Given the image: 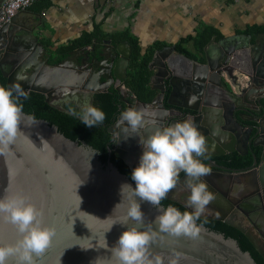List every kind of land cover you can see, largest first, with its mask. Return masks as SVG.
I'll return each mask as SVG.
<instances>
[{"label":"water","instance_id":"obj_1","mask_svg":"<svg viewBox=\"0 0 264 264\" xmlns=\"http://www.w3.org/2000/svg\"><path fill=\"white\" fill-rule=\"evenodd\" d=\"M7 2L0 0V70L6 78V86L19 84L25 93L19 98H25L31 91L40 92L50 105L70 112L58 104L61 97L79 102L92 98L95 91H106L114 79L122 80L119 67L124 58L121 56L115 61L120 54H125L120 46L116 47L111 60L107 59L104 48L97 50L93 46L70 52L75 54L73 62L64 60L50 64L45 57L46 48L35 35L37 24L30 22L31 19L22 16L19 11L8 17ZM124 44L128 42L124 41ZM128 45L130 56L132 47ZM203 53L205 61H199L176 52L175 45L156 49L149 63L153 72L150 83L171 76V96L179 90L176 83L179 81L181 89L194 90L191 94L195 103L202 104V110L216 108L217 133L223 140L240 143L248 136L249 141L254 140V144L261 148L260 156L257 151L253 152L252 164L245 169L219 167L221 172L227 170L243 177L234 182L238 191L243 185L253 187L250 202L255 204L264 199V32L236 34L219 40L214 35ZM127 66L128 60L125 61L124 72ZM83 67L91 70L86 82L77 79V69ZM101 77L105 80L100 85ZM120 89L117 87L119 92ZM126 89L136 100L134 92ZM162 96L163 90L150 103L160 104ZM246 102L261 108V118L254 119L255 123L248 126L242 123L241 116V121L234 117L229 105L240 106ZM138 103L142 107L149 106L141 101ZM30 116L33 115L22 111L21 131L10 147L0 154V195L13 190L30 194L33 201L44 209V223L55 227L50 246L36 256V264H92L97 256L105 264H119L109 248L99 245L103 244L105 236L108 244L113 245L127 227L116 223L107 231L112 218H121L127 212L130 197L125 194L121 200V184L130 182L134 185V182L113 162L109 161L104 167L98 151L90 144L66 136L58 126L45 119L34 116L33 122ZM155 121V124H163L162 121ZM156 127L159 126L153 128ZM109 131L113 144L117 146L116 154L129 163L126 156L129 153L123 151L125 145L122 144L126 132L117 133L111 128ZM151 132L152 126L148 125L135 133L127 131L132 135L131 140ZM128 192L130 190L126 189ZM141 206L143 222L130 223L146 228L158 214V208L148 201H142ZM226 222L244 233L264 258L260 237L243 225L229 220ZM152 226L158 228L154 223ZM19 236L14 225L0 219V242H14ZM90 244L97 246L85 248ZM151 249L164 253L166 264L167 258L177 252L180 253L179 264H258L250 251L241 248L237 239L211 231L203 225L195 237L160 232ZM9 264H16V257H10Z\"/></svg>","mask_w":264,"mask_h":264},{"label":"clouds","instance_id":"obj_2","mask_svg":"<svg viewBox=\"0 0 264 264\" xmlns=\"http://www.w3.org/2000/svg\"><path fill=\"white\" fill-rule=\"evenodd\" d=\"M22 95L25 93L19 84H0V154L10 147L21 131L19 125L22 122L23 104L18 101ZM70 113L79 115L81 121L89 127L102 123L106 116L101 107L87 99L80 112L70 109ZM146 115L155 116V113L134 106L123 110L121 121L127 125L125 131L135 133L142 127L156 123L155 120L146 119ZM30 119L35 122L34 115ZM129 136L132 135H124V138ZM138 143L142 145L143 151L130 173L134 185L123 182L120 187L121 200L125 194L130 197L127 212L121 218H112L107 231L116 223L127 227H124L113 245L108 244L105 236L99 247L109 248L112 255L118 258L119 264H166L165 254L151 249V244L160 232L176 236H197L202 230V225L197 221L216 198L208 182L201 179L212 171L210 163L204 162L208 152L206 137L195 122L188 118L156 127L150 134L140 136ZM181 171L187 174V185L190 188L188 203L192 210L181 211L171 203L161 205L162 199L177 184ZM126 189L130 192L126 193ZM142 201H148L158 208V214L146 228L130 223L143 222ZM43 216L44 209L22 190L6 191L0 195V219L14 225L20 234L14 242H0V264H9L10 257H16V264H36V256L50 246L56 232L54 226L44 223ZM153 223L158 228H154ZM96 246L90 244L85 248ZM179 257L178 252L169 256L167 264H179ZM92 264H105V261L97 256Z\"/></svg>","mask_w":264,"mask_h":264},{"label":"flooded vegetation","instance_id":"obj_3","mask_svg":"<svg viewBox=\"0 0 264 264\" xmlns=\"http://www.w3.org/2000/svg\"><path fill=\"white\" fill-rule=\"evenodd\" d=\"M221 38H218L216 36L217 40ZM93 46H95L97 50L104 48L108 55V60H111L112 56L115 53V49L118 46H120V49L125 52L124 55L120 54L115 60L117 61L121 56L124 58L119 67L120 76L123 78L120 81L117 78L114 79L111 85L107 88V90L110 88H114L117 91L120 110L114 122H112L107 128L110 135V142L107 145L105 153H103L102 155L103 160L100 157L104 167H107L109 161H111L122 173L126 174L131 179V170L139 162V156L143 151L142 145L138 143L139 139L137 137H133V139L131 140L130 136L127 139L124 138V141L122 142V144L125 145L123 151H126L125 153H129V155L126 154L129 161V163H127L122 157H119L116 154L115 149L117 148V146L113 144L111 140L112 133L109 131V129L111 128L116 129L117 133L123 134L126 132V135H130L124 129L125 127H127L126 123H123L121 121V113L123 112V110L129 107L130 103L134 107L146 108L148 109L149 113H155V116L146 115V119L163 122V124L161 125L149 124L148 126H152V131L155 130L153 127H155L156 125L162 127L165 126L168 122L173 123L175 121H182L184 119L191 118L206 137L208 152L206 153L207 159H204V162L210 163L212 169V173L205 177H201V179L206 180L205 178H208L206 181L208 182L210 189L216 194V198L211 201L210 204L205 208V211L201 214L197 223L205 226L211 231L223 234L226 237H232L235 239L240 238L241 240L246 237V235L242 233L238 228L226 222V220H229L234 224L243 225L247 229L253 231L258 237L261 238L264 246V199H260V201H258L257 203L252 204L250 202V197L251 195H253L251 193L253 187L251 185H249L250 187L248 185H243L241 186L242 189L238 191V189H236L235 187L236 183L234 182L236 180L242 179L243 177L240 175L237 176L234 172L229 173V171L227 170L221 172V169L219 168L224 167L229 169H245L247 166H250L252 164L253 152L257 151L260 156L261 148L254 144V140L249 141L248 136L243 138L240 143H232L227 139L223 140L222 137L217 133L218 121L216 117L218 116V113L216 108L212 107L208 111L202 110V104L195 103L193 95L191 94L192 92H194V90L181 89L182 84L179 81L176 82L179 90H177V92H175L174 95L171 96L172 87L169 82V78L171 76L169 75V78L165 76L163 77V80L159 79L155 80V82H153L152 84L150 83V87L155 92L151 100H141L133 91L137 98L136 100H134L130 95V92L126 89L129 88L132 91V89L127 85L128 70L132 52L129 56L128 47H126L124 41L115 43L112 39L107 38L98 46L94 43L91 46L85 47L92 48ZM78 49L79 48L74 50ZM74 50L69 51L67 57L62 61L71 60V62H73L72 59L75 54H70V52ZM176 52L179 51H177L176 49ZM193 53L194 55L192 57L189 56L190 58L194 60L205 61L203 51H198L194 48ZM126 60H128V66L126 72H124ZM77 71L79 75L77 76V79L86 82L89 78V74L91 71L90 68H78ZM104 80L105 78L101 77L100 85ZM123 84L125 86H123ZM154 86H157V88H153ZM117 87L121 88L120 92L117 90ZM162 90L163 96L162 98H160L161 106L158 102H154L153 104L150 103L156 97V95L162 92ZM106 91H102V89L95 91L92 93V98L88 97L87 100H90L91 103L94 104L96 95ZM120 97H122L124 100H121ZM84 101L85 100H81L77 102L76 100H69L61 97V100L58 101V104L68 110L71 109L80 112L82 110V104ZM138 101H141L142 103H148L149 106L142 107L140 106L141 104H139ZM229 105L232 106L231 110L234 117L240 120L239 116H241L242 123L246 124V126L253 125L255 123L254 119L261 118V108L257 104L254 105L251 102H246L245 104H242L243 106H236L235 104ZM227 110L229 111V108H227ZM254 131L255 130L252 131V134L254 133ZM99 156H101L100 153ZM113 159H116L117 162H114ZM244 160L251 161L250 163L245 165L239 164V162ZM189 195L190 188L187 185V174L184 171H181L179 173L177 184L173 189L169 191L168 195L164 199H162L161 205L167 206L171 203L181 209V211L185 209L192 210L188 203ZM254 249L256 250L255 247Z\"/></svg>","mask_w":264,"mask_h":264},{"label":"crops","instance_id":"obj_4","mask_svg":"<svg viewBox=\"0 0 264 264\" xmlns=\"http://www.w3.org/2000/svg\"><path fill=\"white\" fill-rule=\"evenodd\" d=\"M19 12L37 24L39 42L54 48L98 24L105 33L128 30L144 50L176 45L205 27L228 37L264 24V0H40ZM186 47L193 51V42Z\"/></svg>","mask_w":264,"mask_h":264},{"label":"trees","instance_id":"obj_5","mask_svg":"<svg viewBox=\"0 0 264 264\" xmlns=\"http://www.w3.org/2000/svg\"><path fill=\"white\" fill-rule=\"evenodd\" d=\"M247 32H264V24L253 25L248 28ZM214 35L218 38L222 36V34L214 28L205 27L202 31L194 35L190 34L182 37L175 46L177 51L192 57L194 53L186 47V44L192 41L195 49L203 51L204 47ZM107 38L112 39L115 43L127 41L128 44L131 45L132 56L128 70L127 85L141 100H151L155 92L150 87L152 71L149 68V63L153 58L155 50L166 45L158 43L144 50L138 38L132 35L128 30L116 33H105L102 31L99 24L96 25L93 30L84 31L80 36L69 40L66 44H60L56 48H54L49 41H44L43 45L46 48V58L48 62L50 64H56L66 58L69 51L80 47L91 46L94 43L98 46ZM0 84L6 86V78L2 75L1 70ZM18 102L23 104V111L58 126L59 130L66 136L79 142L84 141L93 146L100 153V157L103 160L102 155L105 153L107 145L110 142V135L107 128L114 122L120 110L118 93L114 88H110L106 92L96 95L94 104L101 107L105 111L106 116L102 123L95 124L92 127L85 125L81 121L79 115H72L70 112L60 110L50 105L46 101L45 95L40 92L31 91L25 98H19ZM113 160L117 162L116 159ZM250 161L251 160H244L239 162V164L245 165L250 163ZM237 239L241 248L250 251L258 264H264V258L257 253L246 237L242 240L240 238Z\"/></svg>","mask_w":264,"mask_h":264},{"label":"built area","instance_id":"obj_6","mask_svg":"<svg viewBox=\"0 0 264 264\" xmlns=\"http://www.w3.org/2000/svg\"><path fill=\"white\" fill-rule=\"evenodd\" d=\"M40 0H8L6 12L11 17L16 12L23 10Z\"/></svg>","mask_w":264,"mask_h":264}]
</instances>
